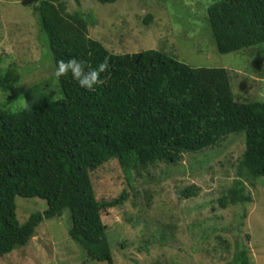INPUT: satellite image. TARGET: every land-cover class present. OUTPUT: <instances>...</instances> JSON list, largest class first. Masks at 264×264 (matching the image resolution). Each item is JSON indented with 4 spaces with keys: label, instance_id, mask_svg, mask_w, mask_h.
I'll list each match as a JSON object with an SVG mask.
<instances>
[{
    "label": "trees",
    "instance_id": "1",
    "mask_svg": "<svg viewBox=\"0 0 264 264\" xmlns=\"http://www.w3.org/2000/svg\"><path fill=\"white\" fill-rule=\"evenodd\" d=\"M34 9L55 68L57 61L69 58L83 61L85 71L106 58L110 67L92 91L65 74L58 99L16 112L0 105V257L28 244L42 220L68 209L71 237L90 258L115 264L103 212L123 205L130 194L124 188L113 198H98L95 177L109 161L118 162L132 186L133 171L155 176V166L163 162L175 163L184 152L242 134L238 177L219 202L225 208L251 200L245 181L253 184L264 176V101L236 95L228 69L192 66L158 49L114 53L89 35V25L96 23L93 13L69 12L64 0H39ZM207 13L209 38L220 53L264 42V0H214ZM152 17L148 14L145 21ZM0 78L2 87L10 88L21 75L12 65ZM176 194L196 196L198 188ZM17 196L46 199L48 207L21 223ZM160 237L167 240L168 235L161 232ZM235 262L250 264L245 246Z\"/></svg>",
    "mask_w": 264,
    "mask_h": 264
},
{
    "label": "rangeland",
    "instance_id": "2",
    "mask_svg": "<svg viewBox=\"0 0 264 264\" xmlns=\"http://www.w3.org/2000/svg\"><path fill=\"white\" fill-rule=\"evenodd\" d=\"M64 1L69 12L93 13L96 23H89V35L111 52L158 49L192 66L224 67L236 95L264 101V42L220 53L209 38L207 9L214 0ZM38 3L0 0V74L13 65L21 75L14 87L0 82V105L10 112L62 96L53 76V51L34 9ZM244 147L242 134H230L214 147L184 152L175 163L155 166V176L133 171L132 186L117 161L106 162L95 177L98 198H113L124 188L130 194L123 205L103 212L114 263L237 264L236 253L245 246L250 264H264V176L253 184L245 181L250 201L225 208L219 202L238 177ZM192 185L198 188L196 196H177ZM16 202L21 223L48 207L40 197L17 196ZM71 223L68 209L42 220L28 244L0 257V264H108L88 256L71 237Z\"/></svg>",
    "mask_w": 264,
    "mask_h": 264
},
{
    "label": "clouds",
    "instance_id": "3",
    "mask_svg": "<svg viewBox=\"0 0 264 264\" xmlns=\"http://www.w3.org/2000/svg\"><path fill=\"white\" fill-rule=\"evenodd\" d=\"M86 65L76 58H69L67 61H57L53 76L59 80L65 74H70L71 78L82 88L89 91L103 83L100 73L105 72L110 65L107 58L101 62L97 68L85 71Z\"/></svg>",
    "mask_w": 264,
    "mask_h": 264
}]
</instances>
